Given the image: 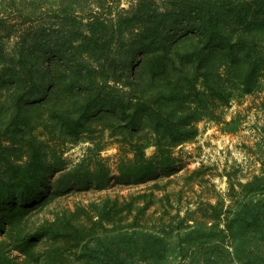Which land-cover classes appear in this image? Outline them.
Listing matches in <instances>:
<instances>
[{
    "label": "trees",
    "instance_id": "16d2710c",
    "mask_svg": "<svg viewBox=\"0 0 264 264\" xmlns=\"http://www.w3.org/2000/svg\"><path fill=\"white\" fill-rule=\"evenodd\" d=\"M101 1L61 0L52 16L58 22H34L21 6L11 17L0 7V264H19L12 250L40 264L41 242L49 243L50 264L76 251L82 264H138L166 259L176 240L185 259L264 264V174L242 184L234 209L208 203L177 234L144 226L140 214L124 222L147 194L107 197L89 228L72 215L21 232L58 195L112 180L107 166L69 168L68 143L103 130L125 139L148 134L154 155L146 158L138 137L142 160L120 164L116 177L124 186L148 182L160 167L172 171V149L196 138L200 121L218 119L237 93L264 87V0H135L120 22L130 33L121 51L111 6Z\"/></svg>",
    "mask_w": 264,
    "mask_h": 264
},
{
    "label": "rangeland",
    "instance_id": "374dc122",
    "mask_svg": "<svg viewBox=\"0 0 264 264\" xmlns=\"http://www.w3.org/2000/svg\"><path fill=\"white\" fill-rule=\"evenodd\" d=\"M99 1L90 0L91 4H99ZM60 2L61 0H0V7L11 17H14L17 6H21L27 17L32 16L34 22L40 16L43 22H58L56 20L59 19L52 16L58 10ZM134 2L135 0H107V4L111 6L108 12L119 26L115 44L118 51L122 50L130 35L127 26L120 22L129 16ZM42 12L45 14L42 15ZM19 20L24 21L25 17L21 16ZM30 20L28 18L25 21L26 26L30 24ZM16 41L17 38H12L8 42L10 51L14 49ZM199 128L200 133L196 138L172 149L175 161L172 163V158L167 160L173 167L169 174L159 166L158 178L127 186L117 182L116 177L120 174L118 167L125 162L142 160L134 147L140 141L138 137H141L143 144L146 143V158L152 157L156 147L150 141L151 136L144 133L133 139H125L120 135L112 137L109 130H103L95 133L94 140L85 138L75 144L68 143L64 157L68 159L69 168L100 171L103 166H107L112 169V180L104 189L94 186L80 189V186H75L73 190L58 195L31 215L22 224L21 232L33 231L42 224H65L72 215L75 224L84 223L89 228L92 224L90 217L94 215V219L98 218L96 213L107 197H119L121 202H128L131 195L147 194V197L139 200L138 206L124 222L134 221L140 214L144 226L174 234L187 223L194 224L195 218L205 210L203 208L210 207L208 203L234 209L235 203L245 194L242 184L254 182L257 176L264 174V87L249 94L237 93L229 105L221 108L218 119L205 118L199 122ZM155 161L158 162L157 159ZM156 182L160 183V187H155ZM231 184H234L233 192ZM148 200H151L150 204L141 212L140 208ZM209 212L212 210L209 209ZM186 216L190 221L183 222L182 219ZM210 224H215V221H210ZM105 226L106 230L113 227L111 223H106ZM2 238L0 237V244ZM176 241L166 259L139 261L138 264H204L193 258H182ZM48 248V242L40 243V264H50ZM249 250L251 257L255 253L254 246L251 245ZM77 252L76 255L65 253L64 262L59 264H82L80 251ZM12 256L19 264H27L20 251L12 250Z\"/></svg>",
    "mask_w": 264,
    "mask_h": 264
}]
</instances>
